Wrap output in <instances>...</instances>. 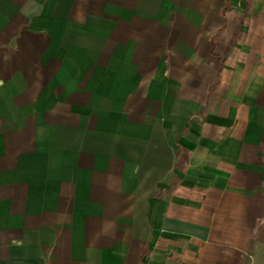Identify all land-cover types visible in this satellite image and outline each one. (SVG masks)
Listing matches in <instances>:
<instances>
[{"label":"crops","instance_id":"crops-1","mask_svg":"<svg viewBox=\"0 0 264 264\" xmlns=\"http://www.w3.org/2000/svg\"><path fill=\"white\" fill-rule=\"evenodd\" d=\"M0 264H264V0H0Z\"/></svg>","mask_w":264,"mask_h":264}]
</instances>
